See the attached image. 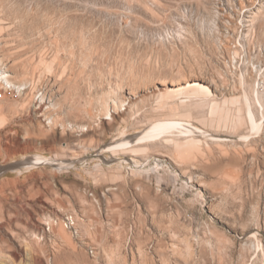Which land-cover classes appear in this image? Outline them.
<instances>
[{
	"label": "rangeland",
	"instance_id": "1",
	"mask_svg": "<svg viewBox=\"0 0 264 264\" xmlns=\"http://www.w3.org/2000/svg\"><path fill=\"white\" fill-rule=\"evenodd\" d=\"M2 74L0 264H264V0H0Z\"/></svg>",
	"mask_w": 264,
	"mask_h": 264
},
{
	"label": "built area",
	"instance_id": "2",
	"mask_svg": "<svg viewBox=\"0 0 264 264\" xmlns=\"http://www.w3.org/2000/svg\"><path fill=\"white\" fill-rule=\"evenodd\" d=\"M2 74L0 78V83L2 86V91H0V97H3L7 92H11L14 89V86L11 81H7ZM62 226L66 230L70 231L73 234H78L79 220L75 213L67 212L61 219L52 218L43 223V232H53L54 227ZM91 255H94V249L90 248Z\"/></svg>",
	"mask_w": 264,
	"mask_h": 264
},
{
	"label": "bare ground",
	"instance_id": "3",
	"mask_svg": "<svg viewBox=\"0 0 264 264\" xmlns=\"http://www.w3.org/2000/svg\"><path fill=\"white\" fill-rule=\"evenodd\" d=\"M189 86L192 87V88H200V89H204V90H210L207 85H205L202 82H197V81L190 83ZM180 89H182V88H180ZM180 123H181L180 121L178 122V121H169L168 120V121H163V122L162 121L161 122H157V123H155L153 125L151 124L152 126H150L147 130H145L143 135L138 136L135 141L138 143L139 140H142L143 138H145L147 136H150L155 131L158 132V130H161V129H164V128H171V127L179 126ZM153 135H155V134H153ZM16 168L20 169L21 166H18Z\"/></svg>",
	"mask_w": 264,
	"mask_h": 264
},
{
	"label": "water",
	"instance_id": "4",
	"mask_svg": "<svg viewBox=\"0 0 264 264\" xmlns=\"http://www.w3.org/2000/svg\"><path fill=\"white\" fill-rule=\"evenodd\" d=\"M28 161L29 160H21V161L13 162L10 164H0V176L6 172L13 171L18 166H23V164H26V162ZM47 163H49V161H47Z\"/></svg>",
	"mask_w": 264,
	"mask_h": 264
}]
</instances>
